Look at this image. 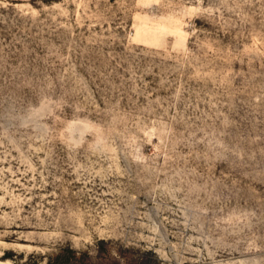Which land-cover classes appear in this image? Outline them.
Segmentation results:
<instances>
[{"label":"rangeland","instance_id":"1","mask_svg":"<svg viewBox=\"0 0 264 264\" xmlns=\"http://www.w3.org/2000/svg\"><path fill=\"white\" fill-rule=\"evenodd\" d=\"M0 264H264V0H0Z\"/></svg>","mask_w":264,"mask_h":264}]
</instances>
